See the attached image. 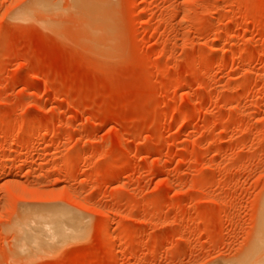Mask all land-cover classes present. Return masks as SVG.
<instances>
[{
  "label": "rangeland",
  "instance_id": "1",
  "mask_svg": "<svg viewBox=\"0 0 264 264\" xmlns=\"http://www.w3.org/2000/svg\"><path fill=\"white\" fill-rule=\"evenodd\" d=\"M0 264H264V0H0Z\"/></svg>",
  "mask_w": 264,
  "mask_h": 264
},
{
  "label": "bare ground",
  "instance_id": "2",
  "mask_svg": "<svg viewBox=\"0 0 264 264\" xmlns=\"http://www.w3.org/2000/svg\"><path fill=\"white\" fill-rule=\"evenodd\" d=\"M36 6L39 7V4H37ZM90 7H91V6H90ZM39 8H40V7H39ZM41 10H43V5L41 6ZM82 10H83V9H82ZM22 12H24V11H22ZM22 12H21V13H22ZM22 15L24 16L25 13H22ZM22 15H21V16H22ZM45 217H46V216H45ZM57 217H58V216H57ZM55 220H56V219H55ZM52 221L54 222V220H52ZM40 222H41V221H40ZM40 222H39V223H40ZM47 223H48V222H47ZM40 224H41V223H40ZM49 224H52V223H49ZM56 228H57V226H56ZM55 230H56V229H55ZM41 238L45 239L44 237H41ZM249 255H250V254H249ZM246 260H248V258H247ZM246 260H245V261H246ZM248 261H249V260H248ZM240 262H241V261H240ZM237 263H238V262H237ZM242 263H243V262H242ZM244 263H245V262H244Z\"/></svg>",
  "mask_w": 264,
  "mask_h": 264
}]
</instances>
